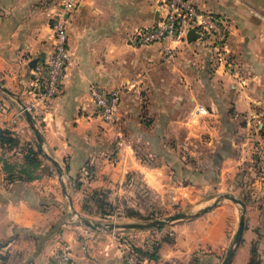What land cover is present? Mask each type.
Here are the masks:
<instances>
[{"label": "rangeland", "instance_id": "rangeland-1", "mask_svg": "<svg viewBox=\"0 0 264 264\" xmlns=\"http://www.w3.org/2000/svg\"><path fill=\"white\" fill-rule=\"evenodd\" d=\"M153 1L80 0L74 11L77 21L73 31L68 30L71 59L66 76L71 83L67 91L70 105L59 111L53 126V132L69 144L74 156L73 163L70 156L58 159L61 180L45 156L53 157L43 137L45 121L41 118L64 92L44 107L34 94L35 70L27 63L44 50L52 51V36L50 39L45 27L60 0H14L23 6L19 10L22 18L35 17L37 29L28 43L30 48L18 58L20 69L10 77L0 75L1 84L14 96L1 95L19 120L6 128L16 142L0 145V171L2 160L15 164L18 170L29 149L38 151V140L19 98L35 118L44 140L38 156L40 165L35 169L36 184H30L26 193L31 205L37 206L34 189L47 190L49 194L38 205L40 210L55 208L53 211L62 214V223L88 230L91 228L80 217L104 225L142 223L175 213L192 214L221 197L215 206L195 217L159 227L95 230L115 232L126 244L124 255L129 249L159 256L161 244H171L175 236L169 230L159 237L156 229L185 224V255L180 264H221L241 210L239 204L223 198L224 194L245 203L244 242L254 240L258 231L255 220L262 219L264 224L263 102L239 108L231 79L223 80V75H235L237 69L228 46L229 33L221 47L207 37L183 40L172 64L165 61L157 44L130 46L135 29L150 22ZM94 85L105 91L118 90L120 101L114 121L97 118V110L87 98ZM77 98L88 104L74 107L70 100ZM3 104L0 100V110H4ZM200 105L206 113H196ZM13 183L14 189H25L28 182ZM146 231L147 237L137 236ZM259 238L263 242L260 246L255 242V259L256 264H264V233ZM213 240L215 245L208 242ZM216 246L219 252L213 249ZM235 259L231 264H241Z\"/></svg>", "mask_w": 264, "mask_h": 264}, {"label": "crops", "instance_id": "crops-1", "mask_svg": "<svg viewBox=\"0 0 264 264\" xmlns=\"http://www.w3.org/2000/svg\"><path fill=\"white\" fill-rule=\"evenodd\" d=\"M192 1L200 10L222 17L229 27L228 46L232 57L234 56L233 61H235L237 69L235 75H230V77L223 75V80L231 79L232 85L237 90L239 108L246 109L248 108L246 105L248 106L254 101L256 103L263 102L262 110L264 112V17L262 16L264 14V0ZM22 8L23 6L14 0H0V75L6 77H10V74L20 69L18 67L21 61L18 58L21 57L24 49L30 48L31 44L28 43L34 37L37 29L35 17H21L19 10ZM254 8H257L258 11H253ZM74 13L72 12L67 18V37L68 30L73 31V25L77 21V13L75 15ZM150 13L151 18L148 25L136 28L135 31L154 23L157 15L155 3L151 6ZM260 16L261 18H259ZM45 28L46 34L51 39L50 24H47ZM135 31L132 33L130 46L142 47L133 40ZM153 44L159 45L161 50L160 44ZM16 52H19L20 55H15ZM41 53L44 54V59H39L38 65L44 63L50 54L47 50ZM30 61L29 58L27 63L29 64ZM23 72L21 70V74ZM236 75L239 77L236 78ZM66 76L67 69L62 87V93H64L57 97L48 112L42 113L44 115L41 119L45 123L42 126L43 130H41L53 158L59 161L58 159L63 160L70 156V163H73L74 156L70 153L69 144L65 140H59V135L53 132V126L59 120V111L70 105L67 103V91L71 83L66 79ZM33 78L35 79V74ZM13 79L12 76L10 80ZM1 92L0 100H4L5 108L0 110V127L7 128L16 124H11L12 118L19 120L16 112L9 111L8 101L1 95ZM70 101L76 108L88 104L78 98ZM251 106L254 107V103ZM97 118H99L98 115ZM36 181L37 179L28 182L25 189H14V183L7 182L5 173L0 171V264H49L51 254L65 244H68L71 249V264H125L124 250L126 244L118 240L115 232L86 230L77 225L62 223V214L59 211H53L55 208L43 210L38 208V205L44 202L43 196L49 194L47 190L38 187L34 189L36 196L33 193L35 201L37 200V206L31 205L26 193L29 191V185L36 184ZM255 221L254 228L257 226L258 231L254 232V240L244 242V234L247 229L245 227L241 242L243 245L237 248L233 262H235V258H239L241 264H248L253 244L258 242L257 244L260 246L263 242L259 238V235L264 233L263 221L262 219ZM156 230L155 235L159 237L163 236L161 235L163 232L170 230L169 234L175 236L174 242L171 244L163 242L159 247V256L156 259L145 258L144 264H180L181 261L179 260H182L185 255V224H175L166 229ZM148 233L149 231H146L143 235L137 236L146 235L147 237ZM208 242L216 244V240ZM259 246L257 250L261 253L262 249ZM213 249L215 252H219V247L216 246ZM237 255L238 257H236Z\"/></svg>", "mask_w": 264, "mask_h": 264}, {"label": "built area", "instance_id": "built-area-1", "mask_svg": "<svg viewBox=\"0 0 264 264\" xmlns=\"http://www.w3.org/2000/svg\"><path fill=\"white\" fill-rule=\"evenodd\" d=\"M154 3L157 11L154 23L137 29L133 40L139 45L160 44L167 63H173L176 50L186 40L190 29L200 34L198 39L207 37L209 41H215L217 47L224 46L229 27L222 17L200 10L192 0H154ZM79 4L80 0H60L50 18L52 51L44 63L37 64L34 68V94L44 107L62 92L66 69L71 59L66 23L68 16ZM88 98L102 121L108 123L115 120L120 101L118 90L105 91L94 85L90 88ZM195 111L198 114L207 112L203 105L196 107ZM16 121V118H12L11 124ZM144 261L133 250L127 249L125 252V264H144ZM49 264H71L70 246L65 244L55 250L50 256Z\"/></svg>", "mask_w": 264, "mask_h": 264}, {"label": "water", "instance_id": "water-1", "mask_svg": "<svg viewBox=\"0 0 264 264\" xmlns=\"http://www.w3.org/2000/svg\"><path fill=\"white\" fill-rule=\"evenodd\" d=\"M199 36H200V34L197 33L194 29H190L186 34V41L187 42H193L196 39H198ZM39 59H41V60L44 59L43 53L40 54L39 58L37 57V58L32 59L29 62V66L32 68H35ZM0 91L4 92L10 96H14L13 93L9 89L5 88L1 84V82H0ZM16 99H17L18 103L21 105V107L23 108V111L25 113L27 121L32 126V129H33L35 136L38 140V145L41 148V146L43 144V137H42L39 129L36 126L35 118L30 113L29 109L24 104H22L20 99L19 98H16ZM45 156L55 166L57 173H58L60 179L62 180V178H61L62 177V170H61L58 162L52 156L48 155L47 153H45ZM61 189H62V192L65 193V185L62 183V181H61ZM222 197L239 204L241 207L240 215H239V221H238V227L236 229L233 241H232L231 246L228 248V250H227V252H226V254H225V256L221 262V264H231L232 258H233L234 254H235V252H236V250H237V248L241 242V239H242V235H243V231H244V224H245L244 217H245V212H246V206L242 200L236 198L233 195L224 194ZM220 199H221V197H217L211 205H207V206L199 209L198 211H196L192 214L175 213V214L168 215V216L161 218V219H154V220H150L148 222H142V223H126V224H122V225H114V224L104 225L101 223H93V222H91V221H89L83 217H80V219L84 225H86L87 227H89L93 230H110L114 227H121V228H125V229H148V228L159 227V226L168 224V223L176 221V220H183V219H187L190 217H195V216L199 215L200 213H203V212L209 210L211 207L215 206L219 202Z\"/></svg>", "mask_w": 264, "mask_h": 264}, {"label": "trees", "instance_id": "trees-1", "mask_svg": "<svg viewBox=\"0 0 264 264\" xmlns=\"http://www.w3.org/2000/svg\"><path fill=\"white\" fill-rule=\"evenodd\" d=\"M11 134L7 131L6 128L0 127V145L4 146L6 144H13L16 142V140L10 136ZM38 151H33L29 149L24 157H23V162L20 164L19 169L17 170L15 168V164H10L6 160H2V170L6 175V180L8 182H15V181H33L37 179L35 169L39 167L40 165V160L38 159L39 154L42 152V149L37 145ZM159 229V228H157ZM137 255L139 256L140 259H156L157 256L152 254H145L148 255L144 257L145 255H142L139 253L137 250H133ZM251 257L249 260L248 264H256V248L253 244L251 247ZM147 253V252H146Z\"/></svg>", "mask_w": 264, "mask_h": 264}]
</instances>
